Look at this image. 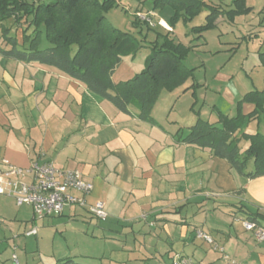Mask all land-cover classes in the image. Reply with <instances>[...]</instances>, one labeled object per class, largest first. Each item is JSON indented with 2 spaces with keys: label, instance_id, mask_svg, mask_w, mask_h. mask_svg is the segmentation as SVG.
I'll use <instances>...</instances> for the list:
<instances>
[{
  "label": "crops",
  "instance_id": "1",
  "mask_svg": "<svg viewBox=\"0 0 264 264\" xmlns=\"http://www.w3.org/2000/svg\"><path fill=\"white\" fill-rule=\"evenodd\" d=\"M203 1L222 11L242 10L238 3ZM142 6L145 8L146 4H140ZM245 6L255 9L254 4ZM205 8L199 15L203 18L208 13ZM148 9L154 16H159L158 20L165 21L170 30L163 29L172 33L170 36L175 42L186 45L169 24L173 14L171 8L152 10L150 4ZM239 21L244 23V28L239 30L242 41H236L240 35L232 26L238 27ZM192 22L193 19L185 24L188 31L202 25H192ZM219 25H227L219 32L229 35L228 40L214 38L215 51L202 47L203 53L196 54L202 59L201 63L191 67L186 65L198 68L197 72L203 65L204 72L211 70L212 80L204 77L199 83L188 79L171 91L163 90L152 108L153 122L140 120L135 108L131 114L118 111L109 101L88 90L84 83L53 66L0 56V160L6 158L22 168L32 162H50L57 168L78 169L93 185L85 196L86 201H102L105 205L107 217L102 220L103 236L114 240L121 237L120 248H129L131 254L119 262L128 263L130 255L138 262L144 261L149 258L146 257L148 251H140L142 255L136 252L144 248L155 254L162 253L168 263L174 254H181L197 264H224L219 253L195 238L194 230L200 228L239 264H264V242H257L250 231H245L239 222L234 221L235 218H246L245 207L259 212L260 223L264 222V175L246 178L228 161L213 156L208 148L186 144L176 136L179 129L185 133L195 123L196 112L202 119L216 125L214 110L234 117L237 102L245 93L254 90L255 83L251 82L246 71L262 73L263 67L257 60L251 61L245 73L240 69L231 74L230 69H222L224 63L236 68V61L241 68H246L250 56L257 58V51L261 48L257 47V42L262 38L257 37V33H250L252 24L248 15L228 22L221 14L213 29ZM15 30L19 38L17 33L21 29ZM195 37L197 41H189L186 46L204 44L203 33ZM125 59L126 56L122 57L112 73L114 82L129 79L140 71V67L129 65ZM258 85L260 90L264 89L260 75ZM193 99L200 101L197 111L191 108ZM253 108L252 103L241 104L243 114L250 113ZM262 119L250 121L244 132L252 134L258 130L264 135ZM238 146L243 151L247 143L240 140ZM252 167V160H249L248 171ZM71 193L80 195L76 190ZM0 196L11 199L17 208L12 222L4 223L16 225L10 229L13 233L11 239H17L20 234L31 236L27 232L34 228L32 224L36 220L48 224L49 217H57V221L65 217L74 219L77 215L85 218L83 213L89 215L87 218L93 217L85 208L70 205L65 206L60 215L35 219L31 207L26 205L30 214L23 220L24 217L19 219L18 209L24 205L17 206L13 198ZM239 206L244 207L239 210ZM20 225L24 226L22 232L15 234ZM16 246L13 243L14 249ZM149 254L153 253L150 251Z\"/></svg>",
  "mask_w": 264,
  "mask_h": 264
},
{
  "label": "trees",
  "instance_id": "2",
  "mask_svg": "<svg viewBox=\"0 0 264 264\" xmlns=\"http://www.w3.org/2000/svg\"><path fill=\"white\" fill-rule=\"evenodd\" d=\"M151 2L152 10L169 7L173 14L169 24L178 21L190 22L203 8L209 7L205 23L191 27L190 31L201 33L215 26L221 14L232 18L247 13L244 0H233L242 10L222 11L207 6L203 0H136ZM117 0H0L1 42L0 56L27 63L53 66L72 79L84 83L88 90L107 101L118 111L136 116L143 121L153 122L152 108L160 93L171 91L192 78L193 68L184 60L191 49L175 42L166 34H157L156 41L149 47L145 67L129 79L114 82L111 78L115 68L126 55H135L141 45L127 32L111 25L106 12ZM21 28L20 37L10 35V27ZM140 21V20H139ZM146 23V22H144ZM148 29L150 25L146 23ZM46 43L43 46V43ZM252 103L253 110L241 112V104ZM237 114L228 117L217 111V124L202 119L196 112L195 123L183 133L179 129L177 139L186 144L208 148L212 155L225 159L240 175L252 179L264 175V135L260 132L246 133L245 127L253 119L264 118V90H252L243 95L236 105ZM240 140L247 146L240 151ZM253 167L248 171L247 163ZM244 206H239V210ZM247 220L260 223V213L244 207ZM59 264H81L72 257L60 259Z\"/></svg>",
  "mask_w": 264,
  "mask_h": 264
},
{
  "label": "rangeland",
  "instance_id": "3",
  "mask_svg": "<svg viewBox=\"0 0 264 264\" xmlns=\"http://www.w3.org/2000/svg\"><path fill=\"white\" fill-rule=\"evenodd\" d=\"M210 1H213L215 3L217 2L219 4H236V2H233V0ZM140 4L142 3H139L136 0H117L116 4H114L106 12L105 15L111 25L124 32H127L129 35L138 40L141 45L140 49H142L137 55H126L125 62L137 69L140 67L139 69L142 70L145 67V60L147 59V56L149 54V51L147 52V49L149 50L152 42L156 41L157 34L164 35L166 34V30L156 25L159 16L156 15L154 17H151V15H149L153 14L149 11L150 8L148 9L151 2L145 1L143 3L146 4L145 8L144 6L140 7ZM244 4H254L255 9L251 8L249 12L236 14L232 18H227L225 14L224 16L226 17L228 22H232L238 17L248 15V18L250 19L252 24L250 33H252V35L257 33V37L262 38L257 42V47L261 48L257 51V58L254 57L253 59V56L249 57L246 68H241L242 66L240 65V63H238L239 61H236L234 62L236 68H231V65H226V63H224L222 69H230L231 74H234V71H240V69L241 72L245 73V69L248 68V65L251 63V61L257 60L259 65L263 67L262 73L258 74V72L254 70L246 71V73L251 82L255 83L254 90H260L261 86L258 85L259 75L261 76L262 80H264V0H244ZM223 7H225V9H228V7L226 6ZM207 8L209 12V7H206L204 10H207ZM136 13H144L146 17L150 16L152 18V24L154 23L155 25H152L150 29H148L146 26V23L148 24V22L144 19L141 21V19L136 16ZM200 13L193 18L192 25L205 23V18L199 16ZM143 21L146 23H144ZM4 24L10 27V35H14L16 30L12 25V21L7 20L4 22ZM225 26L227 25H219L217 29H213V27L204 31L203 36L205 37V41H208L209 43H206L204 41V44L202 45L192 47L190 46L191 49L189 50L184 60V64L189 67L200 64L202 59L200 57H196V54L200 55L203 53L202 47H206L211 51H215L216 47L213 40L214 38H219L221 39V41H224L225 39L227 41L229 35L220 34L219 32L220 29L224 31L223 29H225ZM232 26H234L235 28V33H237V35H240V38H237L236 41H242V34L239 30L241 28H244V23L242 21H239L238 27L237 25ZM173 27L175 30V34L186 45H188L189 41H191L190 43H195L197 41L196 39H194L196 38L195 36L197 35V33L191 32V28L188 31V27L183 24L182 21H178ZM257 29H263V31L258 32ZM186 32H188L189 34H186ZM20 33L21 30L17 33L19 37ZM170 35H172V33H170ZM45 45L46 43L44 42L43 46ZM197 47H199V49L196 50V52L193 49ZM228 52L230 53V51ZM195 69L196 68H193V74L191 78V80L194 82L197 81L201 83L203 81L202 78L205 77V79H210L213 75L211 70L209 69H207V72H204L203 65H200L199 67V69H201L200 72H197L198 68L196 70ZM209 94L210 93L208 92V96ZM193 101L191 103V108H195V111H197V109L200 108V101L199 103ZM217 102L218 106H221V103L219 101ZM214 111L217 113V110ZM261 122L262 124H264V119H262ZM255 131L257 132L258 130ZM244 143L247 142L244 141ZM16 210L17 208L14 206L11 199L0 196V219L3 220V222H0V264H17L16 260L18 264H59L60 259H63L65 257H72L76 262L81 264H171V262L168 263V260H166L165 257L163 258L162 253L155 254L153 250H145L144 248L136 250L139 255L141 254L140 251H148L146 252V257L148 256L149 258L145 259L144 261L138 262L137 259H134L130 255L131 258H129L128 263L119 262L123 258L127 257V254H131L128 251L129 248H120L121 244L123 243L121 237L118 238L117 236L118 239L114 240L107 238V236H103L105 235L102 233L103 221L101 219L93 217L87 218L86 216L89 215L85 213H83L85 218L77 215V217H75L74 219L65 217L64 219H59V221L56 220L58 219L57 217L55 219H53V217H49L50 221L48 220V224L46 222L43 224L41 221L36 220V222L33 223L32 226L38 228L37 235L24 236L23 234H20L17 239H11L10 237H12L13 233L10 232V229L15 227L16 225H14L13 223L12 225L8 224L7 226V224L4 223L12 222L11 219L15 215ZM18 211L19 219H21V217H24L22 218L23 220L29 218L30 213L26 205L19 207ZM51 219H53V221ZM91 220L94 221L92 223H89ZM261 223L264 224V222ZM23 228L24 226L20 225V228L18 230L19 232L17 231V233L15 234H19L20 232H22ZM113 241H115V243H113ZM13 243L17 245L15 249L14 247H12ZM150 251L153 254H149ZM12 254L15 255L16 260L12 258Z\"/></svg>",
  "mask_w": 264,
  "mask_h": 264
},
{
  "label": "built area",
  "instance_id": "4",
  "mask_svg": "<svg viewBox=\"0 0 264 264\" xmlns=\"http://www.w3.org/2000/svg\"><path fill=\"white\" fill-rule=\"evenodd\" d=\"M154 16V14H149ZM141 20L152 24V18L144 13H136ZM156 25L168 29L163 20H158ZM0 195L14 199L17 206L28 205L32 209L35 219L60 215L65 206L76 205L85 208L89 214L97 219L104 220L107 217L105 205L102 201L88 203L85 196L89 194L93 185L86 181L78 169L57 168L52 163L38 164L32 162L28 167L22 168L11 163L8 159L0 160ZM76 190L80 195H74ZM245 231H250L254 239L264 242V226L247 219L235 218ZM36 235L37 228H32L27 235ZM196 239L203 241L213 251L220 254L224 264H239L225 252L214 238L204 230H194ZM12 258L16 260L15 255ZM171 264H197L192 259L181 254H174L170 259Z\"/></svg>",
  "mask_w": 264,
  "mask_h": 264
}]
</instances>
